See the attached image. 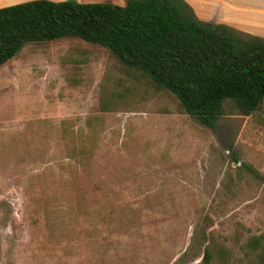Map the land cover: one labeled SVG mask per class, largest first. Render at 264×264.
I'll list each match as a JSON object with an SVG mask.
<instances>
[{"label":"rangeland","instance_id":"1","mask_svg":"<svg viewBox=\"0 0 264 264\" xmlns=\"http://www.w3.org/2000/svg\"><path fill=\"white\" fill-rule=\"evenodd\" d=\"M208 233L264 235V99L206 127L73 38L0 66V264H196Z\"/></svg>","mask_w":264,"mask_h":264},{"label":"trees","instance_id":"2","mask_svg":"<svg viewBox=\"0 0 264 264\" xmlns=\"http://www.w3.org/2000/svg\"><path fill=\"white\" fill-rule=\"evenodd\" d=\"M67 38L106 49L206 127L223 111L248 116L264 99V38L201 22L183 0H35L0 8V66L26 44ZM229 241L208 233L196 264H264L263 234Z\"/></svg>","mask_w":264,"mask_h":264},{"label":"crops","instance_id":"3","mask_svg":"<svg viewBox=\"0 0 264 264\" xmlns=\"http://www.w3.org/2000/svg\"><path fill=\"white\" fill-rule=\"evenodd\" d=\"M35 0H0V8ZM79 4L110 3L124 6L126 0H46ZM201 22L224 25L264 38V0H183Z\"/></svg>","mask_w":264,"mask_h":264}]
</instances>
